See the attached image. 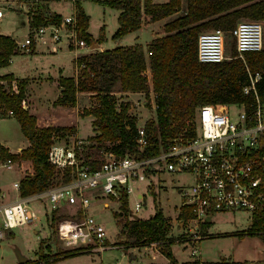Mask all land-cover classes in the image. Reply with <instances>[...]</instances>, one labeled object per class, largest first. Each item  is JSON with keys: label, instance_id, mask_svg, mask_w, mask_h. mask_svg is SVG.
<instances>
[{"label": "trees", "instance_id": "obj_1", "mask_svg": "<svg viewBox=\"0 0 264 264\" xmlns=\"http://www.w3.org/2000/svg\"><path fill=\"white\" fill-rule=\"evenodd\" d=\"M71 1L74 5L76 38L88 46L95 45L99 40H92L86 32L88 17L79 5V0ZM92 1L118 11L117 28L111 37L113 40L137 30L142 15L151 21L169 19L163 25V35L152 38L145 49L139 44H132L78 55L74 64L76 69H80L79 72L76 70L74 77L58 79L61 91L54 105L75 106L76 94L79 92L91 94L96 100L94 107L81 111L83 116L92 117L91 126L95 130L87 138L93 144H86L85 153L80 156L82 166L90 170L98 169L102 151L115 155L127 153L138 159L156 155L168 147L173 136L190 133L188 131L192 128L191 121L196 108L205 104L214 107L242 105L250 112L256 108L257 99L258 105L264 108V0H167L162 4L151 0ZM27 16L29 29L46 24L59 25L61 19L60 15L48 10L47 2L37 5ZM241 20L263 22L260 50L243 52V58L239 59L233 42L230 59L204 64L197 61L195 52L198 34L218 29L230 35V31ZM34 47L33 43L28 49L30 54ZM144 50L149 54L147 58L144 57ZM18 53L16 42L7 35H0V68L6 67L10 56ZM146 68L149 69V78L145 74ZM256 74L258 79L253 84L254 91L244 93L242 89L250 85V79ZM13 80L10 74L0 77V117L6 116L10 110L28 145L18 154L8 153L0 146V161H30L33 173L18 181L19 196L28 197L68 182L69 170L62 171L50 165L47 152L50 144L74 135L75 130L70 126L37 127L35 116L21 106L25 83L19 81L14 91L10 84ZM2 81H5L7 89ZM150 89L155 93L154 115L144 124L147 148L137 152L134 146L136 119L129 112L131 102L120 100L119 97L133 93H144L147 97ZM116 93L120 96L117 97ZM119 201L118 212L114 215L124 219L123 249L148 247L162 253L170 264H176L170 246L174 242L184 243L185 238L167 235L168 218L163 216L159 205L154 206V212L149 217L135 220L127 218L126 197L121 195ZM57 211L51 214L54 229L60 221L59 216H56ZM252 215L250 226L235 235L240 238L246 235L257 237L264 247V205ZM177 217L181 222L188 221L191 211L188 207H180ZM207 227V223L201 224L200 229L204 232ZM49 249L46 241L41 240L35 253L36 259L23 264H58L68 256L80 254V249H73L56 259L47 254Z\"/></svg>", "mask_w": 264, "mask_h": 264}, {"label": "built area", "instance_id": "obj_2", "mask_svg": "<svg viewBox=\"0 0 264 264\" xmlns=\"http://www.w3.org/2000/svg\"><path fill=\"white\" fill-rule=\"evenodd\" d=\"M20 8L26 14L31 10L24 4ZM75 24L73 13L61 17L59 25L46 24L29 29L27 37L16 42L17 49L28 51L44 30L49 31L48 35L55 44L64 40L69 49H89L91 46L76 38ZM230 36L239 59L243 58V52H255L262 47V25L258 21H238L230 31ZM195 55L197 61L203 64L220 63L228 59L224 32L214 29L198 34ZM257 79L256 74L250 79V85L242 89L243 92L254 91L253 84ZM148 93L149 98L142 93L145 96L139 102L142 108L150 104L154 107L155 93L151 89ZM227 106L205 104L196 108L191 121L192 128L188 131L190 133L173 136L165 150L151 157L138 159L127 153L115 155L102 151V161L95 170L80 163L82 141L77 140L70 145L50 144L47 162L56 169L69 170L68 182L28 197L19 196L6 205L0 204V229L11 231L35 224L40 218L46 223L52 212L65 206L75 207L79 216L61 219L56 225L55 237L65 247L101 253L111 246L106 243L108 237L103 223L88 214L91 201H114L119 206V197L123 195L128 204L127 218L134 219L137 211L143 208L151 187L155 184L157 189H162L160 177L171 173L185 174L189 178V186L185 190H177L182 199L179 208L188 207L191 211L189 222L205 224L206 219H210L214 213L247 212L252 215L264 205V108L258 105L257 99L256 108L250 112L242 105H234L242 109L233 121L228 115ZM6 114L12 115L10 110ZM134 117V146L137 152H141L147 148L144 124L151 118L140 124L138 116ZM12 163L10 159L0 161V166L10 167ZM138 183L145 184L144 192L136 186ZM12 186L15 190L19 189L18 182H13ZM130 198L134 200L132 208H129ZM198 239L199 236L195 237V240ZM196 246L197 242L190 250L193 256L198 254ZM196 264L209 263L200 261ZM210 264L231 263L219 260Z\"/></svg>", "mask_w": 264, "mask_h": 264}, {"label": "rangeland", "instance_id": "obj_3", "mask_svg": "<svg viewBox=\"0 0 264 264\" xmlns=\"http://www.w3.org/2000/svg\"><path fill=\"white\" fill-rule=\"evenodd\" d=\"M162 2L165 0H154ZM47 2L48 10L61 17L69 16L74 10L71 0H0V8H2V18H0V35L9 36L14 39L15 42H21L27 37L29 33V24H27V14L25 10L21 11L20 5L33 7L34 11L37 5ZM161 4V3H160ZM84 13L88 16V33L96 40L98 39L100 46L103 49L114 48L118 43L120 45H129L132 43V37L136 36L139 43L145 45L149 42L154 31H159L162 35L161 22H148L139 27L134 33H128L123 35L119 41L113 40L111 37L117 27L116 16L118 11L116 9L103 6L98 3H94L92 0H79ZM182 11L184 7L181 8ZM180 10V13L182 12ZM178 15V14H176ZM244 21V20H241ZM249 21V20H245ZM261 23L263 27V22ZM49 31L44 30L39 37H36V52L29 54L28 51H19L18 54L11 56L10 63L6 68V72H11L19 78L16 82L12 81L11 87L16 86L19 81L25 83L24 87V99L25 91L29 84L41 85L43 80L48 76L56 77L60 70L63 76L72 75V57L79 53H90L91 50L85 48H78L77 50L67 47L66 41L61 40L60 43L55 44L49 37ZM225 54L229 59L231 54L230 46L233 43L232 37L229 33H225ZM57 45L59 50L56 53H51V47ZM17 48V46H16ZM30 49V47H29ZM75 51V52H74ZM22 53V54H20ZM76 54V55H74ZM81 68V67H80ZM80 69H75V71ZM76 71V72H77ZM150 77V76H149ZM7 85L5 81L1 82ZM43 92L47 96H50L52 89H49V84L43 83ZM120 96L119 93H116ZM149 98V93H147ZM142 93H133L130 95H121L119 99L130 100L132 103L130 113L133 116H138V123H142L145 120L152 118L154 115L153 105L142 108L139 102L144 100ZM118 99V100H119ZM24 105V104H23ZM96 105V100L91 94L83 93L79 97V115L82 117L77 123L78 136L84 145H81L82 157L85 153L86 144H93L87 140V138L93 135L95 130L91 126V118L83 116L81 111L83 109L92 108ZM22 106V105H21ZM228 115L231 120L237 119V114L242 108H238L234 105H228ZM7 115V114H6ZM14 120L7 118L6 116L0 117V137L5 134L12 141V149L16 146L24 145V139L20 133L14 131ZM16 123V122H15ZM60 145H70L72 142H76L71 136L63 138V140H57ZM18 161V160H17ZM14 161V162H17ZM20 176L19 168L17 164H12L10 167L0 166V186L4 189H8V193L15 194V189L11 186V183ZM162 189H157L155 184L149 191V195L145 197V204L143 208L137 211L136 216L138 218H147L154 212V206L159 205L162 210L163 216L168 218L169 230L167 235L170 237H184L185 242H174L170 246V253L176 259V264H196L200 261L213 262V260L219 261L221 256L230 255L232 260L236 264H264V248L259 238H249L245 236L239 237H227V238H208L205 237L204 232L200 229V224H196L194 221L181 222L177 217V210L181 204L180 195L177 194L178 189L185 190L189 186V178L185 174H164L160 177ZM140 191H145V184H136ZM155 200V201H153ZM133 198H130L129 208L133 207ZM92 205L88 208V214L94 219L103 223L106 228V235L108 237L107 244H110L111 248L103 250L101 253L93 251H82L80 254L68 256L63 260H60L58 264H170L168 260L158 250L154 251L148 247L128 248L123 249L121 246L124 237L122 235V225L124 219L116 218L115 213L118 212L119 206L114 201L108 202L92 200ZM43 204H45L43 202ZM155 204V205H154ZM75 207L65 206L56 212V216H59V220L65 218H75L77 215ZM79 215H77L78 217ZM249 213H226V214H212L209 221V232L211 233H227L230 231H240L247 225ZM129 219V218H128ZM182 224L181 227L178 224ZM55 227L52 225L51 216L47 217L46 223L42 218L39 222L31 224L29 226H23L19 228L11 229V231L0 229V264H16L17 258L15 257V250L17 249L24 257L31 260L35 258V253L38 244L41 240L46 241V244L50 246L47 254L54 256V258H60L61 254H65L68 251H73L77 248L65 247L55 237ZM192 230L189 232L188 230ZM54 230V232H53ZM35 231V233H34ZM200 239L195 240V237ZM197 242L196 251L197 256H193L190 250ZM80 249V248H78ZM82 252V253H81ZM191 254V255H190ZM132 256H135L134 258ZM200 261H199V260ZM226 261V259H224ZM216 261V262H217ZM215 262V261H214Z\"/></svg>", "mask_w": 264, "mask_h": 264}, {"label": "crops", "instance_id": "obj_4", "mask_svg": "<svg viewBox=\"0 0 264 264\" xmlns=\"http://www.w3.org/2000/svg\"><path fill=\"white\" fill-rule=\"evenodd\" d=\"M151 1L153 3H157V4L161 3L162 4V3H166L167 0L162 1V2H157V1H154V0H151ZM73 12H74V10H73ZM73 12H72V14H73ZM168 19L169 18L162 19V20H159V21H151L150 19H148V17L142 15L141 16V21H142L141 25L143 24V22H145V23H148V22H156V23L161 22L162 23L161 30H162L163 25L168 21ZM137 30L131 31V33L132 32L134 33ZM86 32L88 33V30H86ZM158 32H160V30L153 32V35L151 36L149 42L152 40V38L161 37L163 35V33L161 35ZM90 37L92 38V40H95L92 37V35H90ZM120 38L121 37L116 38L115 40L119 41ZM132 39H133L132 43L129 44V45H120L118 43L116 46L127 47V46H132V44H139V45H141L143 47V45L137 41L136 36L132 37ZM13 41L15 42L14 39H13ZM149 42L145 45V47L149 44ZM116 46H114V47H116ZM111 49H113V48H111ZM58 50H59V47L57 45L51 47V53H54V52L56 53V51H58ZM86 50H91L92 52H96V50L97 51H102V50H109V49H103L100 46V44L96 43L95 45H91V47L89 49H86ZM36 51L37 50H36V44H35V47L33 49V53L32 54H34ZM92 52H90V53H92ZM20 54H22V53H20ZM81 54H87V53H79L78 55H81ZM74 55H76V54H74ZM78 55L72 57V69H73V71H72V75L71 76H63L61 74L60 70H59L56 77L48 76L47 78H45L43 80V82L39 86L34 85V84H29L27 86V90L25 91V96L26 97L23 100L24 105H22V108L27 109L30 114H33L35 116L36 126L37 127H44V126H58V127L66 126V127H69L70 126V127H73L74 130H75L74 135H72L71 137L73 139H76V140H81L82 138L80 139L79 136H78L79 130H77V123L82 118L79 115V113H80L79 112V97L83 93L79 92V93L76 94V104L73 107H63V106L60 107V106L54 105V102L60 96V91H61V89L58 86V79L61 78V77H74L75 69H76L75 68V64H74V60H75V58ZM144 57L147 58L145 50H144ZM10 58H11V56H10ZM10 58H9V63H10ZM7 74H10L12 76V78H14L13 81H15V82L19 78L23 79L25 77H29L28 75H25L24 77H17L16 75L12 74L11 72H6V68L5 67H1L0 68V77L1 76H6ZM145 74L149 78L150 74H149V69L148 68H146ZM43 83L49 84L48 88L52 89V93H51L50 96H47L45 93H42L43 90H44L43 89L44 87L42 85ZM6 117L7 118L9 117L10 119H13L16 122V123L14 122V124H15L14 131L16 133L18 132V133H20L22 135V133L19 130V125H18L17 121L14 119V117L12 115H6ZM88 117H90L91 120H92L91 116H88ZM21 139H24V142H23L24 145L23 146L22 145L16 146L15 149H12V147H11L12 144L10 143L12 140L9 139V137L6 136L5 134H2L1 137H0V146L3 149L7 150L8 153L18 154V153H20L21 150L25 149L27 147V145H28V143L25 140V138L23 137V135H22ZM12 164H15V165L17 164V167L19 168V173H20V176L17 178V180H15L13 182H18L20 179L25 177V174L30 175V174L33 173V168L31 167L30 161H28V160L27 161L18 160L17 162H13ZM24 171H26V173ZM12 183H11V186H12ZM18 197H19L18 190H15V194H11V193L9 194L8 193V189H4V188H2L0 186V204L6 205L7 203H11L12 201L16 200ZM104 202L107 203V201H104ZM178 210H177V213H178ZM235 213H242V212H235ZM216 214H222V213H216ZM252 216L253 215H251V217H249L248 223H247L246 226H244V229H242L240 231H230V232H227V233L219 234V233H211V232H209L210 228L207 227L203 234H205V237H208V238H210V237L211 238L237 237L235 235L236 233L245 231V229L250 226V224H251L250 220H251ZM210 219H211V217H210ZM210 219H209V221H210ZM209 221L207 223L208 226H209ZM178 226L181 227V224H178ZM34 233H35V231H34ZM0 234H1V232H0ZM249 238H254V237L250 236ZM262 247H263V244H262ZM132 257L134 258L135 256H132ZM173 258L175 259V257H173ZM33 259H36V257L33 258ZM33 259H31V260H33ZM221 259H226L227 262L229 261L231 264H236V262H234L232 260L230 255H228L227 257L226 256H221L219 260H221ZM175 261H176V259H175ZM214 261L216 262L217 260H213V262ZM205 263H207V262H205ZM16 264H18V263H16Z\"/></svg>", "mask_w": 264, "mask_h": 264}, {"label": "water", "instance_id": "obj_5", "mask_svg": "<svg viewBox=\"0 0 264 264\" xmlns=\"http://www.w3.org/2000/svg\"><path fill=\"white\" fill-rule=\"evenodd\" d=\"M133 218L137 220L136 216H133ZM208 221H209V217L206 219V223H208ZM15 257L17 258L18 264H23L28 261V259L24 257L17 249L15 250Z\"/></svg>", "mask_w": 264, "mask_h": 264}]
</instances>
